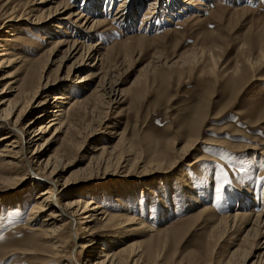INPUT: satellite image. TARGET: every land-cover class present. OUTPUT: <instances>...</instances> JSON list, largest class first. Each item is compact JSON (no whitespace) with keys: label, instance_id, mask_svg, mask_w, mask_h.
Returning a JSON list of instances; mask_svg holds the SVG:
<instances>
[{"label":"rangeland","instance_id":"obj_1","mask_svg":"<svg viewBox=\"0 0 264 264\" xmlns=\"http://www.w3.org/2000/svg\"><path fill=\"white\" fill-rule=\"evenodd\" d=\"M6 1L0 0V5L3 6ZM120 1L69 0V9L60 13L61 16L56 15L68 17L70 13L87 6L93 17L106 20L105 25L92 32L90 39L101 42L99 53L104 59L98 62L96 69L87 65L94 58L80 65L75 72L67 73L73 59L62 61L60 67L56 63L46 68L45 74L53 82L52 87L60 86V90L68 88L71 91L70 100H66L68 104L63 105L64 108L69 107L73 98H87L93 93V111L78 125L81 131L78 130L79 137L76 135L74 139L79 142V149L66 144L64 139L70 138L67 135L42 152L34 168L38 169L37 163L40 166L53 153L64 151V160L58 167L59 183L68 181L69 192L74 195L86 194L87 200L95 198L107 204L113 212L122 209L121 205L111 200L116 193L123 198L136 194V198L141 200V192L148 187L165 184L169 190L170 179L186 170L195 187L192 195L203 201L185 209L180 200L163 204L162 198H166V194L159 193L160 196L152 195V198L159 197L155 198V205L159 208L163 206L159 220L154 210L144 212L143 216L146 222L162 230L161 235L166 233V239L162 240L164 252L171 253L167 264L180 260L208 264L215 253L218 256L224 254L222 243H225L223 241L220 248L212 252L206 249L209 212L202 209L214 203L211 200L214 198L215 177L218 176L215 174L220 173L223 180L219 202L214 204L217 208L229 206L223 210L229 212L238 208L232 200H235L233 195L237 192V184L246 190L249 199L255 198L253 205H248L246 210L252 208L259 212L263 207L260 201L263 199L264 179L261 181L259 174L261 169L264 170V166H261L264 162L260 158L261 150L264 152V58H259L264 52V0H198L200 3L197 4L185 0H157V13L147 16L152 23L148 22L146 28L142 20L150 0H127L125 7L133 5V9L129 12L126 7L124 11L127 17L118 22L112 20V14ZM8 2L4 8H0L2 21L10 9L13 15H19L25 0ZM55 2L48 0L39 8H52ZM31 17L20 19V23L13 22L14 25L6 31L13 29L14 34H23L25 39L20 47L27 48L28 53L26 51L24 54L38 61L52 45L41 42L39 26L34 16ZM74 19L76 17L61 20L67 23L66 28L72 37L78 36L76 32L81 30L78 25L85 20L74 22ZM56 22H59L58 19L44 23L45 30L50 31ZM140 25L144 28L138 30ZM71 36L67 38L71 40ZM27 43L34 47H29ZM39 43L46 48H38ZM246 58L258 63L250 68ZM163 61L169 63L170 67L162 65ZM31 68L23 61L4 67L0 73L3 76L11 73L15 79L24 81V75ZM87 74L88 77L80 81ZM112 80L120 82L119 91L122 93L118 95L119 103L114 104V111L106 108L108 99L101 90ZM4 82L0 88L5 86ZM55 93L49 89L44 97L37 94L35 99L43 98L49 103ZM50 109L43 118L36 120L35 116L41 111L35 109L25 115L23 123L33 121L28 128L30 131L51 115ZM193 120L197 122L198 139L205 143L198 144L196 150L181 158L182 162L170 165L169 159L174 151L191 139L190 124ZM91 130L94 133L87 137ZM114 131L116 134L111 135ZM105 142L111 145L119 142L127 165L118 161L105 171L101 168L97 171L92 163L89 164L92 150ZM163 154H166L164 157L168 156L167 162L160 168L150 165L142 167L143 163ZM135 157L138 165L135 163L131 167ZM2 158L5 157L0 155V255L3 256L0 257V264H35L36 260L25 254L5 256L4 252L18 251L31 245L33 232L28 230L27 217L34 197L44 185L41 179L27 172H22L15 182H4L2 178L14 174L15 169L2 165ZM106 197L109 199H104ZM174 197L179 196L173 194ZM17 204L19 207H16ZM168 205L173 208H166ZM53 210L40 213L36 218L37 223ZM133 212L141 213L138 208ZM181 225V231L173 236L170 231L175 227L181 228ZM131 226L140 227L136 224ZM157 235V232H135L125 237L123 243L137 242L144 249L157 241ZM72 243L67 242L68 250ZM84 252L80 247H75V256L82 262L87 258V252Z\"/></svg>","mask_w":264,"mask_h":264},{"label":"bare ground","instance_id":"obj_2","mask_svg":"<svg viewBox=\"0 0 264 264\" xmlns=\"http://www.w3.org/2000/svg\"><path fill=\"white\" fill-rule=\"evenodd\" d=\"M46 1L48 0H39L37 4L34 0H25L19 15H13L11 12L12 9H10L9 12L4 11V13L6 12L5 14L8 13V15L3 18V21L0 20V72L3 71L2 69L4 67L13 66L15 63L23 61L29 66H32L31 70H28L24 75V81H21L22 79H15V76H11V73L9 75L5 74L6 76L0 73V85L6 81L5 86L0 88V143H2L0 153H4L0 155L5 157L4 159L2 158V165L4 164L5 166L15 169L14 174L7 175L2 178V180L6 183L15 182L22 172H27L30 176L34 175L36 179H41L40 182L44 185L34 197L33 206L29 211V217H27L28 230L33 232L31 245L24 249H20L21 251L12 250L10 252H4V255L9 256L16 253H20L21 255L25 254V256H30L34 261L36 260L35 264H167L171 253L164 252V242H162V240L166 239V233L161 235V229H157L150 222H146L143 213H151L152 210H154L158 218L157 220H159L160 212L162 211L161 208L163 206L159 208L155 205V198L158 199L159 197L152 198V195L160 196L159 193L166 194V198H162L163 204L170 200L173 202L180 200V203L184 205L185 209L192 208L193 205L202 202L203 200L192 195V192L195 191V187L190 182L186 170L170 179L171 182H169V185L171 186L169 190L165 187V184L155 185L151 188L148 187L144 192H141L143 194V199L141 200L136 198V194L132 196L127 195L126 198H123L120 193H116V195L112 196L111 200L113 203L121 205L122 209L118 212H113L111 208L109 209L107 207V204H103V202L95 198L87 200L86 196H84L86 194L74 195L69 192L68 181L65 180L59 183L58 167L64 160V151L53 153L48 158L44 159L43 162L40 163V166L37 163L38 169L37 167L34 168V164L39 162L38 159L40 154L47 150L53 142L61 140L67 135L70 136V138L68 140L64 139L66 144L71 148L79 149V142L74 139L76 135L79 137V134H77L78 130L81 131V129H78V125L93 111V105L91 104L93 93L87 98H73L69 107L64 108L63 105L68 104L66 100H70L71 91L68 88L60 90L62 89L59 88L60 86L52 87L51 84L53 82L45 74L46 68L56 63L58 64L57 66L60 67L62 61L73 59L72 64L68 67L67 73L73 70L75 72L80 65L86 64L89 60L94 58V61H89L87 65L96 69L98 62L104 59L99 53L101 42L99 40L93 42L90 41V39L92 37V32L99 26L102 27V25H105L106 20L99 16L93 17V14H90L91 11L88 12L87 6H84L74 13H70L68 17H64L65 19L76 17L74 22H79L83 18L85 19L78 25V27H81L82 31L79 29L76 32L78 36L72 37L71 33H69L66 28L67 23L64 22L65 20L61 21L64 18L56 16H61L60 13L63 14L64 11L69 9V0H56L55 6H53L54 8L52 7L53 11H51L52 8L49 7L47 9L39 8L41 4L46 3ZM126 2L127 0L119 2L115 12L112 14V20L121 22L127 17L124 10L127 7L130 12L133 9V5L125 7ZM184 2L190 4L200 3L198 0H185ZM8 3L7 0L3 6L0 5V8H4ZM147 4L142 20V22L145 23V28L148 22L152 23V21L147 20V16H154L157 13V11H155L157 0H150ZM59 9H62V11ZM31 16H34L35 22L39 26V38L41 37V42H48L49 45H52L38 61L29 58L28 54H24L26 51V53H28L27 48L22 49L23 47H20L25 39V37L22 36L23 34H14L15 30L13 29L8 32L6 31V29L14 25L13 22L20 23L18 22L20 19H24V17L29 19ZM53 19H58L59 22L54 23L50 31L45 30L44 23ZM142 27L144 28V26L140 25L138 30L142 29ZM21 29L24 30L23 28ZM70 36L72 38L71 40L67 38ZM27 45L29 47H34L32 44L27 43ZM42 46L43 45L39 43L38 48L41 50L46 48ZM53 50L56 51L54 52ZM261 58H264V52L260 54L259 59ZM246 60V64L250 68L258 63L249 61L247 58ZM173 63H171V65ZM162 65L170 67V64L165 61H163ZM36 66H39V68L36 69ZM88 75L89 74L85 75L83 80L80 81H84ZM160 75L162 77L164 76L162 74ZM6 79L9 80L7 81ZM112 81L108 83L106 87L103 84L104 87H102V85L101 90L108 99V107L106 108L114 111L116 108L114 104L119 103L118 95L122 93L119 91L120 82ZM49 89L57 92L52 95L49 103L43 98H41V100L38 99V101L35 99L37 94L44 97V94H46ZM48 108H51V115L36 127H32L33 129L30 128L31 130L29 131L28 128L33 121L30 120L23 123L25 115L32 113L35 109H39L41 112L35 116V120L40 119L45 116V113L49 112ZM196 123L197 122L193 120L190 124V128L192 129L191 139H188L180 149L178 148L174 151L173 156L169 159L170 161L168 160L171 163L170 165H173L175 162H182L180 161L181 158H186L191 151L196 150L198 144L205 143L204 140L198 139ZM80 128H82V126H80ZM93 133L94 131L91 130L87 137ZM114 134H116L115 131L111 132V135ZM61 135L62 137H60ZM108 143L109 142H105L92 150L93 155L90 157L89 164L92 163L97 171L99 168L105 171L112 166L113 163H117L118 161L119 163L127 165V163H125L127 159L123 157L124 152L121 146H119V142L114 145ZM262 153L264 152L261 150L260 158H262L264 162V154ZM164 155L166 154L156 159H150L143 163L142 167L147 168L150 165L160 168L164 162H167L168 156L164 157ZM136 161L137 158L135 157L130 166L135 164ZM93 165L91 168H93ZM261 166H264V163H262ZM261 170L259 179L262 181L264 179V170ZM175 172L176 170L173 171V173ZM219 174H215L218 176L215 177L214 198L211 200V202L214 203L213 205L211 204V207L205 206L202 211L209 212V241L206 245V249L208 252H212L225 241V243H222L224 247L222 253L224 254L218 256L217 253H215L208 264H264V188L262 189L263 199L260 201L263 207H261L259 212H256L252 208L246 210L248 205H253L255 198L252 197L249 199L250 196L246 194V190L241 188L239 184L236 186L237 192L233 195L235 200L232 199L236 202L238 208L233 212L223 211L230 207L217 208L214 205L219 202L222 190L223 180H221ZM217 189H219V191ZM103 194L105 195V192ZM173 194L179 197L173 198ZM104 199L109 198L106 197ZM108 206H110V204H108ZM241 206L244 208L241 209ZM16 207H19V205L17 204ZM135 208L140 209L141 213L135 214L133 212ZM166 208L170 209L173 207L168 205ZM47 209L54 210L46 214L40 223H37L36 218L38 215L45 212ZM220 211L225 213L221 214ZM172 212L176 213L177 210H173ZM148 218L153 220L152 217ZM133 224L140 227H132L131 225ZM182 227L181 225V228H173L170 231L171 234L176 236L177 233L181 231ZM145 229H147V231H145ZM140 231L157 232V241L150 243L144 249H142L137 242L123 243L125 237H128V235L130 236L131 233H139ZM101 234L104 235L101 236ZM68 241L73 242L69 250L67 249ZM75 247H80L83 251L87 252V258L83 262L75 256ZM78 255L80 256L81 254ZM0 257L3 256L0 255ZM253 257H255L254 260H251ZM64 260L65 262L63 263ZM171 264H197V262L180 260L178 262H171Z\"/></svg>","mask_w":264,"mask_h":264},{"label":"snow or ice","instance_id":"obj_3","mask_svg":"<svg viewBox=\"0 0 264 264\" xmlns=\"http://www.w3.org/2000/svg\"><path fill=\"white\" fill-rule=\"evenodd\" d=\"M219 191V189H217Z\"/></svg>","mask_w":264,"mask_h":264}]
</instances>
